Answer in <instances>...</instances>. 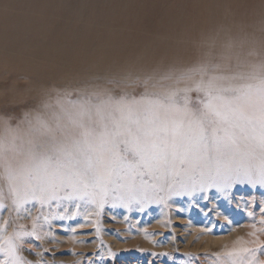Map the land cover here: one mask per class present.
I'll list each match as a JSON object with an SVG mask.
<instances>
[{
    "label": "rangeland",
    "instance_id": "374dc122",
    "mask_svg": "<svg viewBox=\"0 0 264 264\" xmlns=\"http://www.w3.org/2000/svg\"><path fill=\"white\" fill-rule=\"evenodd\" d=\"M82 1L56 3L79 7ZM177 1L156 0L154 8L165 9ZM128 2L124 0V9ZM96 3L92 7H107L105 0ZM178 7H241L243 12L252 3L191 0ZM256 19L264 29V7ZM254 20L241 27L238 37L222 40L234 45L232 52L220 53L216 45L197 58L175 61L169 73L155 77H35L0 64V138L9 130L27 128L38 116L107 101L109 95L170 97L179 106L197 109L205 99L203 86L213 78L216 86L228 87L253 82L229 77L264 76V43L255 50L248 39L262 31ZM91 77L100 88L84 83ZM144 179L157 186L137 182L131 188L122 182L124 186H113L106 194L99 187L87 189V194L69 188L42 201L38 194L10 186L0 167V264H264V184L244 178L227 186L197 182L195 187L169 188L163 181Z\"/></svg>",
    "mask_w": 264,
    "mask_h": 264
},
{
    "label": "snow or ice",
    "instance_id": "6c2138e0",
    "mask_svg": "<svg viewBox=\"0 0 264 264\" xmlns=\"http://www.w3.org/2000/svg\"><path fill=\"white\" fill-rule=\"evenodd\" d=\"M228 79L253 82L218 87L209 80L197 109L170 97L109 95L38 116L0 138V167L10 186L42 201L69 188L87 194L99 187L106 194L122 182L156 187L146 176L169 188L244 178L264 184V76Z\"/></svg>",
    "mask_w": 264,
    "mask_h": 264
},
{
    "label": "bare ground",
    "instance_id": "6f19581e",
    "mask_svg": "<svg viewBox=\"0 0 264 264\" xmlns=\"http://www.w3.org/2000/svg\"><path fill=\"white\" fill-rule=\"evenodd\" d=\"M105 1L107 7H92L97 0L58 7L56 0H0V64L35 77H155L169 73L175 61L197 58L216 45L220 53L232 52L234 45L222 40L238 37L241 27L254 18L257 31L262 29V17L258 21L256 14L264 0H251L252 7L243 12L241 7H178L191 0H178L165 9L154 8L156 0H130L125 9L124 0ZM248 39L257 50L264 43V29ZM92 79L84 83L100 88Z\"/></svg>",
    "mask_w": 264,
    "mask_h": 264
}]
</instances>
